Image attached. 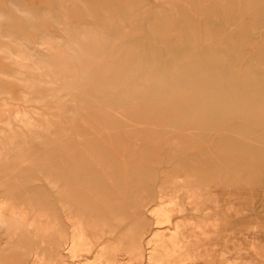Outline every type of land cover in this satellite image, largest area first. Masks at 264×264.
Wrapping results in <instances>:
<instances>
[{
    "label": "rangeland",
    "instance_id": "374dc122",
    "mask_svg": "<svg viewBox=\"0 0 264 264\" xmlns=\"http://www.w3.org/2000/svg\"><path fill=\"white\" fill-rule=\"evenodd\" d=\"M0 220V264H264V0H0Z\"/></svg>",
    "mask_w": 264,
    "mask_h": 264
},
{
    "label": "bare ground",
    "instance_id": "6f19581e",
    "mask_svg": "<svg viewBox=\"0 0 264 264\" xmlns=\"http://www.w3.org/2000/svg\"><path fill=\"white\" fill-rule=\"evenodd\" d=\"M95 42V41H94ZM97 42V41H96ZM96 44V43H95ZM58 47H56V46H54L53 47V51L55 52V53H58V49H57ZM61 53V52H60ZM59 54V53H58ZM60 55V54H59ZM69 198V197H68ZM44 210V209H43ZM0 222H1V220H0ZM19 228V227H18ZM53 228V227H52ZM20 229V228H19ZM80 230H81V228H80ZM112 232V231H111ZM65 233V232H64ZM134 234V233H133ZM65 236V235H64ZM81 237V236H80ZM69 239V238H68ZM90 239V238H89ZM129 239V238H128ZM79 240V239H78ZM98 241V240H97ZM69 242V241H68ZM135 242V241H134ZM13 244V243H12ZM135 246V245H134ZM106 248V247H105ZM142 249V248H141ZM114 262V261H113Z\"/></svg>",
    "mask_w": 264,
    "mask_h": 264
}]
</instances>
